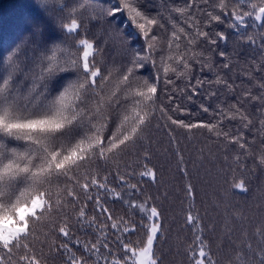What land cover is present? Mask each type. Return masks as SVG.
<instances>
[{
	"label": "snow or ice",
	"instance_id": "1",
	"mask_svg": "<svg viewBox=\"0 0 264 264\" xmlns=\"http://www.w3.org/2000/svg\"><path fill=\"white\" fill-rule=\"evenodd\" d=\"M203 2L209 4V0ZM142 5L143 0H116L107 8L101 6L99 9L100 16L109 23L110 28L115 25L114 18L120 13L127 15L133 27L132 34H127L120 27L112 28L118 36L125 37L121 44L125 45L126 63L116 70V78L125 90L138 99L134 114L118 117L119 123L110 135L106 136L105 132L110 131L111 114L105 109V100L100 93L103 92L104 84L111 81L113 73L108 71L105 74L102 71L99 66L102 60L97 62L94 57L89 61L92 49H95L96 56L104 55L105 49L100 46L99 40L79 41L84 47L83 62L73 59L63 69L68 75L59 85L58 91L42 93V98L38 97L35 101L26 99L20 109L5 107L0 110V264H46L53 254L63 257V264H163L157 254V242L164 235L163 213L157 205L150 203L158 197H145L139 183L130 182L136 175L134 170L127 176L117 171L114 176L116 186H111L108 174L100 177L99 172L92 171V166L101 161L107 166L110 160L142 144L145 132L156 119L161 68L166 84L174 83L169 78L170 72L177 78L190 79L193 64H199L201 71L205 66L211 70L208 58L196 49L201 41L217 45L218 40L226 41L227 37L223 32H217L213 38L208 31L202 30L200 19L191 12L192 8L199 9L195 0L186 2L184 8H167L161 4L155 15H149ZM241 5L242 0H237L230 13L226 0H218L211 7L218 8L223 15L231 16L229 26L237 31L241 42L255 47L259 39V63L250 64L245 70L246 76L254 80L255 73H264V31L258 30L264 28V0H250L248 10H244ZM173 13L183 17V22L178 23ZM203 14L206 18L205 27L213 21H222V15L214 11ZM252 18L254 22L251 27L254 31L250 34L240 31L249 27L248 20ZM165 21L171 29L167 39V55H164L163 47L157 48L156 42L161 39V35L155 31L168 32ZM255 21H260V25ZM79 27L73 19L67 31L72 33ZM137 40L140 41L139 48L135 47L134 42ZM158 51L161 53L159 66L156 58ZM219 56L224 58L223 68L231 70L227 54L220 51ZM149 68L151 70L147 76L140 74L141 70ZM205 82L209 89L208 99L220 95L218 91L212 90L213 85L236 97L227 106L225 102H220L215 110L209 105L200 106L205 113L213 112L215 122L186 123L170 114L187 111L179 104L171 109L161 105V117L179 128H205L218 139L222 137L228 145L240 149L232 157L236 168L248 170L247 162L250 160L252 174L257 170L264 172V75L256 82L257 93L247 88L242 90V95H237V86L233 82L219 74L213 81L197 79L189 100L200 94ZM180 91L183 93L184 90ZM112 96L115 103H109L107 107L117 109L120 98L115 92ZM96 97L99 99L96 100ZM168 99L171 102L176 97L173 95ZM249 108H255L258 120L260 146L257 149L252 147L257 137L253 136L249 140L240 128L233 134L223 127L226 120L238 121L243 129L251 130L254 124ZM224 159L228 160L227 155ZM81 168L86 169L83 175L79 171ZM229 168L236 171L231 165ZM101 170L107 172V167ZM181 171L184 176H188L186 168ZM139 175L150 177L153 181L156 179L155 171L146 164ZM247 184L245 178L233 176L230 188L215 205L224 219L225 230L217 245L218 250H221V245L227 248L222 260L215 258L212 252L201 216L193 214L195 189L191 183L185 186L186 198L193 201L185 220L194 236L186 250L189 264H264V218H261L251 234L242 228L239 241L232 238L231 222H242L246 216L243 209L231 203L228 193L231 189L247 193ZM117 187L120 191H117ZM164 198L167 199V193H164ZM116 200L122 201L127 207L128 219L113 215L109 205ZM89 203L95 213L91 216L88 214ZM69 207L72 216L67 214ZM73 219L79 225V231L88 238L81 239L76 235L77 229L71 223ZM29 220L34 223L47 221L50 231L61 238L60 242L57 243L54 238L49 243L46 233L37 252L34 243L36 237L29 228ZM110 229L114 232L110 233ZM214 230V225L207 226V231ZM133 235L138 238L133 240ZM256 238L258 243L254 244ZM45 244L48 247L47 254L44 252Z\"/></svg>",
	"mask_w": 264,
	"mask_h": 264
},
{
	"label": "trees",
	"instance_id": "2",
	"mask_svg": "<svg viewBox=\"0 0 264 264\" xmlns=\"http://www.w3.org/2000/svg\"><path fill=\"white\" fill-rule=\"evenodd\" d=\"M116 0H0V110L5 107L20 109L27 100L35 101L38 97L42 98V93L55 92L59 90V85L67 78V73L63 69L68 67L71 60L77 59L83 62L84 47L79 43L81 39L89 41L99 40L100 46L105 49L102 57L95 55V49L90 50L89 61L95 57L102 71L107 74L112 71L113 77L110 82L104 84L103 92L100 93L105 100V109L110 112V131L105 135H110L111 130H115L119 118L123 115H133V109L136 108L138 99L133 93L124 89L116 78V70L126 63L125 45L121 44L124 36H118L112 28L120 27L127 34L133 33V27L129 24L127 15L120 13L115 16V25L110 28L109 23L99 14L101 6L107 8L114 4ZM189 0H143V8L149 15H155L160 9L161 4L167 8L173 6L184 8ZM237 0H226L229 5V13L233 4ZM199 9L192 8L191 12L198 17L201 22L202 30L208 31L213 38L215 33L223 32L227 40H218L217 45H211L206 41H201L197 51H202L208 58V63L212 65L211 70L205 66L201 71L199 64H193L190 79L177 78L171 72L169 78L174 81L173 84H166L163 69H160V78L158 84L157 111L156 119L144 134L142 144L127 153L121 154L115 160H110L107 166L104 162H98L92 166L93 172H99L103 177L108 174L111 186H116L114 179L117 171L127 176L130 171H135L136 175L130 179L132 183H139L144 196L158 197L150 203L158 206L163 213L164 235L161 241L157 242L158 252L163 264H189L188 246L192 244L194 236L190 227L185 224L188 210L193 201L188 200L185 194V186L191 183L195 189V208L193 214H199L202 218V224L206 229V236L210 243L215 258L222 260L227 248L221 245V250L217 249L220 239L224 232V219L215 205L226 194L230 188V182L233 176L237 179L243 177L248 181V192L242 193L237 189H231L228 193L231 203L243 209L246 219L242 222L232 221V238L239 241L242 228H246L251 234L261 218H264V172L257 170L252 174L250 169L252 163L247 162L248 170L241 171L236 168L232 157L240 151L237 146L228 145L223 138H217L213 133L205 128H193L191 130L179 128L171 125L166 118H162L159 112L161 105L173 108L179 104L186 109L184 113L170 112L174 117L185 120L186 123L215 122L213 112L205 113L201 105H209L213 110L217 104L225 102V106L231 104L236 97L223 88L213 85L214 91L220 93L218 98L208 99V84L205 82L204 88L200 94L188 97L192 94V87L195 86L197 79L213 81L217 74L233 82L237 88V95H242V90L252 88L254 93L258 92L256 82L264 73H255V79H249L245 70L249 65L259 63L261 52L259 50V39L256 46H251L241 42L237 31L230 28L231 16L223 15L219 9H213L212 4L218 3V0H209L205 5L203 0H195ZM250 0H242V7L248 10ZM214 11L222 15L221 22L213 21L210 26L205 27L206 18L204 12ZM167 14V13H166ZM173 17L178 23L183 22V17L173 13ZM75 19L80 27L69 33L67 28L71 26V21ZM254 18L248 20L249 27L242 28L240 31L251 33L254 29L251 27ZM168 32H159L161 39L157 41V48L165 49L164 55H167V39L170 36V25ZM255 23L259 26L256 21ZM187 27L186 25H183ZM264 31V28L258 29ZM135 47H140V41L134 42ZM184 46L182 40L181 47ZM227 54V59L231 63V70L223 68L224 58L219 56V52ZM161 53L156 54L157 65L159 66V57ZM68 62V63H66ZM51 68V70H49ZM141 70V75L147 76L148 71ZM74 79V78H73ZM183 89V93H181ZM99 91V89H97ZM120 98L117 109L108 108L109 103H115L113 93ZM175 96L174 101H169V96ZM99 97H96L98 100ZM92 106H95L94 104ZM138 110V109H137ZM255 108H249V113L253 114V124L251 130L243 129L238 121H225L224 130L235 134L240 128L244 131L247 139L251 140L253 136L257 137L252 145L253 149L260 146L258 120L255 115ZM26 115V113H18ZM227 155L228 160L224 157ZM148 157L146 160L145 157ZM181 156L183 158L181 162ZM151 168L156 173V179L153 181L150 177H141L139 172L144 170V165ZM236 168L233 172L229 168ZM107 167V172L101 169ZM186 168L188 176H184L181 169ZM85 168H81L80 174L83 175ZM117 191L120 188L117 187ZM167 193V199L164 198ZM110 209L114 216H123L128 219V209L122 201L116 200L110 203ZM67 214L72 216L71 207L67 209ZM89 216L94 215L92 205L88 206ZM139 217L137 216V220ZM71 223L77 229L76 235L81 239H86L83 233L79 231V225L73 219ZM110 224V222H108ZM214 225V231H207L208 225ZM29 228L33 230L36 237L34 241L37 252L40 251V241L45 239L48 234V241L56 239L60 242L58 234L50 231V225L47 221L34 223L29 220ZM114 230L110 229V233ZM114 239V236H112ZM133 240L137 235L131 237ZM142 238V237H141ZM258 243V238L253 240ZM45 254L48 253V247L44 245ZM46 264H63V257L59 254L49 256Z\"/></svg>",
	"mask_w": 264,
	"mask_h": 264
},
{
	"label": "water",
	"instance_id": "3",
	"mask_svg": "<svg viewBox=\"0 0 264 264\" xmlns=\"http://www.w3.org/2000/svg\"><path fill=\"white\" fill-rule=\"evenodd\" d=\"M258 24H260L261 22L260 21H256Z\"/></svg>",
	"mask_w": 264,
	"mask_h": 264
}]
</instances>
